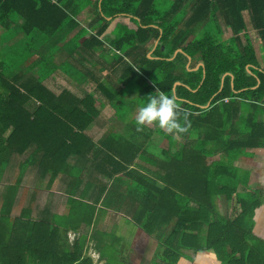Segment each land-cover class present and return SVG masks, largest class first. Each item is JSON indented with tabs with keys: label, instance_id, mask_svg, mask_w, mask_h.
I'll list each match as a JSON object with an SVG mask.
<instances>
[{
	"label": "trees",
	"instance_id": "16d2710c",
	"mask_svg": "<svg viewBox=\"0 0 264 264\" xmlns=\"http://www.w3.org/2000/svg\"><path fill=\"white\" fill-rule=\"evenodd\" d=\"M86 1L92 4L93 12L89 14L97 17L89 30L81 25L83 17H78L77 8L82 0H0V29L17 37L26 36L23 41L18 38L13 49L0 51L3 55L0 60V158L10 151L28 154L21 163V174L32 166L38 170L39 177H49V182H53L69 170L70 159H86L96 148L85 135L87 127L99 116L96 104L104 100L105 106L111 105L117 117L135 125L134 99L139 102L156 91L175 95L180 122L187 128L186 132L169 133L154 124L144 125L143 135L136 129L125 140V136L112 130L108 143L105 137L101 142L104 149L108 145L109 149L102 152L105 158L95 165V170L109 178L122 172H126V178H134L136 174L128 170L129 162L136 160L139 147L149 142L154 132L159 133L169 147H178L175 153L162 151L164 187L154 188L158 195L151 192L153 187L143 188V181L140 187H135L146 193L144 209L135 222L149 228L174 225L169 241L164 244L169 253H165L168 257L164 258L165 264L177 263L182 249L191 252L190 259L198 252L213 251L221 264H264V238L254 232L255 210L262 204L264 190L258 189L254 179H249L248 171L234 165L242 155H252L257 148H264V122L241 118L244 105H253L257 111L264 109V74L246 67L255 62L253 47L249 44L240 50L236 38L240 30H247L245 12L261 27L264 0ZM217 14L232 32L229 45L221 37L220 26L212 20ZM117 17H129L134 27L116 24L114 39H109L106 50L104 40L99 37ZM75 28L79 30L72 41L82 53L89 55L90 52V57L96 49L106 50L116 60L113 66H124L118 87L101 83L97 85L99 95L85 93L80 99L68 90L56 94L44 85L58 71L79 85L89 79L78 66L56 62L61 39ZM46 36L56 38L48 51L44 47L47 42L37 44L39 38ZM156 40L159 44L149 58L148 47ZM1 46L5 47V43L0 40ZM39 47H43L44 56L37 51ZM178 49L183 53L171 59ZM187 56L192 58L189 69L185 64ZM45 61L51 62V66L39 69L46 67ZM198 63L204 67L192 70ZM101 72L107 70L102 68ZM225 74L228 75L221 86ZM229 74L234 76L233 88ZM177 82L181 85L174 87ZM138 84L141 88L134 89ZM225 99L230 100L225 102ZM185 113L187 121L183 119ZM241 125L246 129L240 130ZM222 152L223 159L219 157ZM128 153L131 159L123 165L117 155L126 157ZM149 155L153 154L149 151ZM7 163L1 161V167ZM112 164L117 169L110 172ZM21 174L14 184L7 186L1 201L0 264H94L99 257L92 260L86 255L87 236L77 238L75 232V239L70 243L72 235L68 238L67 230L47 220L31 218L33 197L24 207L26 194H22L18 200L20 209L16 211ZM104 191L106 187L97 201ZM217 197L224 198L228 204L222 213L215 205ZM232 200L237 207L230 212ZM72 202L71 207L76 200ZM78 202L80 207L90 206ZM190 202L197 207H189ZM16 212L19 216L13 217ZM81 222L90 224L84 218L74 228ZM89 231L87 225L86 234ZM104 264H117L116 258L107 256Z\"/></svg>",
	"mask_w": 264,
	"mask_h": 264
},
{
	"label": "crops",
	"instance_id": "0c3cea01",
	"mask_svg": "<svg viewBox=\"0 0 264 264\" xmlns=\"http://www.w3.org/2000/svg\"><path fill=\"white\" fill-rule=\"evenodd\" d=\"M243 15L247 30H240L237 33L236 38L238 40V48L242 50L244 47L250 44L253 47L255 62L248 63L246 67L260 71L264 74V13L262 15V25L260 28L255 25V22H253L251 19L250 13L245 12ZM78 17H83V20L81 21L82 26L83 22L95 19V17L90 14L86 16L82 13H80ZM124 19H126L127 22L123 24L129 26V29L134 27L132 26L129 17ZM212 20L216 23V25L220 26L222 34L221 37L223 41H225L226 45H229L231 38L233 37L231 30L225 26V22L218 14L215 15ZM116 24H111L108 32L106 31L101 37H99L100 40H104L106 50L109 39H114V30ZM252 25L254 27H252ZM78 30L79 29L75 28V30L71 32L66 38H64L63 41L61 39L62 42L60 41V47L57 50L59 53V59L56 60L57 63H77L78 61L75 58L78 54L77 52L81 53L84 57L82 62H86L90 59L93 60V58H95V56H90L91 58L89 57V55L92 54L90 52L89 55L82 53V50L78 48L79 46L76 47V44L73 43L72 40H74L73 38H76L75 36L77 35ZM86 39L89 40L88 37ZM55 41L56 39H54V42ZM158 44L159 40H156L151 46L148 47L149 58L152 57ZM66 50L70 53V55L67 54ZM106 50L97 51L96 49L94 51L95 53H99L101 51L103 53L105 52L111 57L110 52ZM179 53H183V51L178 49L175 51V54L171 59H175ZM61 56L65 57V59L62 60ZM197 58L198 57H196V59ZM186 59L187 63L185 64L189 69L192 64V58L187 56ZM112 60L113 63H115L116 60L114 57ZM198 60L200 59L198 58ZM203 67V63H198L192 70L198 71V69ZM58 72H55L50 78L44 81V85L54 92L56 90L54 83L57 81L56 76ZM249 73H251V71H249ZM227 75L228 74H225L222 77L221 86L224 85V79ZM229 75L231 76V84L233 88L234 76L232 74ZM177 83L179 84L174 85V87L181 85L180 82ZM259 85L260 80L257 82V86ZM55 93L59 94L57 92ZM106 107L109 108V114L104 116L106 119L101 121L100 117L98 116L96 120H94L86 129V134L91 139L92 137L89 134L95 133L94 130H98L93 125L97 127L101 126L102 129H105L104 132L100 134L101 137L99 140L94 143L96 145L94 151L89 156H87L86 159H70V161L67 162L69 169L66 172L67 174H62L58 176L53 182H51L55 187L52 190H49L47 187L46 181L48 179L45 178L48 177L41 178L39 177V174L36 176L32 175V178L35 177V187H33L34 190L31 192L29 185L20 184L18 188L16 204L18 205L20 196L22 194H26V200L23 206L26 207L30 199L33 197V199H35L31 208L33 210L36 207V196L39 194L41 197L42 194L44 200L43 204L41 203L42 201L38 202L40 204L38 219L47 220L50 223H53L54 226L67 230L68 238L69 234L74 235L75 232L78 233L77 238L79 235L87 236L86 248L90 253H94L97 257H99L98 260L100 264L107 262V256L115 257L117 264H165L164 258H168L165 257V253H168V250L164 244L169 241L167 239L170 237L171 229L174 227V225H154V227L150 228L147 225H138L135 222V219L144 209L142 207L146 199V193L137 191L135 187H140L141 181H143L145 183L143 188L153 187L151 192L154 195H158L157 192L154 191V188L162 189L164 187L161 177H163L165 171L161 169L160 164L164 160L162 151L170 150L172 153H175L178 146L174 145L169 147V143L162 136H160L159 133L154 132L151 139L148 140L149 142L144 143L142 147H139L138 150L140 153H138V156L134 162H132V160L130 161L131 153H128L126 157L117 155L122 159V162L124 163H122L123 165L126 164V160L130 161L128 170H132L133 174H136L134 178H126V172L115 174V176L112 178L100 174L95 170V165L100 162L101 159L105 158L102 152L108 150L109 145L108 149H104L102 146H100L99 141L101 140L100 142H103L102 140L105 137L104 140L108 143V137L112 134V130H115L116 133L124 136L125 133L121 131V129H123L124 125L126 124L122 119L116 116L111 105H106ZM241 118H255L258 122L263 123L264 109H258L257 111L256 108H253V105H244V111ZM128 122L129 121H127V123ZM241 129L246 128L241 125L240 130ZM137 133L143 135L142 130ZM149 151L151 154H153L152 156L149 155ZM116 159L118 158L116 157ZM24 161L25 159L23 162ZM234 165L238 168H241L242 171H248L249 179H254V182L258 184V189L261 188L264 190V148H257L252 155H242L235 161ZM30 167L33 169L32 166ZM110 167V172L117 169V165L115 164H112ZM157 169L162 170L164 173L162 172L161 174ZM27 171L28 170H24L23 174H21V167L18 169V176L21 174V183H25L27 179L31 178ZM37 172L38 170L36 169V173ZM135 182L136 185H133ZM90 183L91 186L89 188ZM105 187L106 191H104L102 198L97 201L101 194V190ZM27 198H29L28 201ZM73 200H76V202L73 204V207H71ZM78 201H82L90 206L80 207V203ZM25 204L27 205L25 206ZM188 206L191 208L197 207L193 202H190ZM78 207L80 208L77 209ZM233 207L235 206L233 205ZM92 212L94 213L90 219ZM84 213H86V216H84ZM84 218L86 221L90 220V224H87V222H81L78 228H74V225H76L79 220ZM87 225H89L90 231L86 234ZM260 225H264V202L257 211L254 226V232L256 230L257 232L255 233L264 238V232L259 233ZM205 226L203 229L204 236L206 234ZM146 228H148V231ZM151 229H153V231H150ZM69 242L71 243V239ZM181 252L182 255L179 256V260L174 264H221L213 251L198 252L194 259L189 258V256L192 255L189 250L182 249L180 250V253Z\"/></svg>",
	"mask_w": 264,
	"mask_h": 264
},
{
	"label": "rangeland",
	"instance_id": "374dc122",
	"mask_svg": "<svg viewBox=\"0 0 264 264\" xmlns=\"http://www.w3.org/2000/svg\"><path fill=\"white\" fill-rule=\"evenodd\" d=\"M77 9H78V11H80V13H82V14L87 16L90 13L91 9H92V4L87 2L86 0H82L81 4L79 5V8H77ZM92 12L93 11H91V13ZM71 15L73 16V13H71ZM92 16H94V15H92ZM96 19H97V17H95L94 20L92 19L90 21L87 20V21L83 22V26L87 27L86 29L93 27L95 25V23H96ZM125 22H127L126 19L121 18V17H117L116 19H114L112 21L111 24L114 25L116 23H125ZM111 24H110V26H111ZM252 27H254V26L252 25ZM107 32H108V29H107ZM0 33H3V36L0 38V40L4 41V43H5V47L1 46L0 47V51L5 50V52H6V49H8V51L13 49L15 41L18 38L20 39V41H23V40L26 39V36L23 35V34H20L17 37L15 35V33L11 32L9 34H6L5 31H3L2 29H0ZM40 36H42V35H40ZM54 39H56V38H54ZM54 39H51L50 37H47V36H46V38L45 37L42 38V39L39 38L37 44L44 43V41H45V43L47 42L46 45L44 44V47H45L46 51H48L49 47L54 46L53 45ZM20 46H22V44L17 46V47H20ZM37 51L42 53V56L45 55V53H44L45 51H44L43 47L37 48ZM66 52L68 53L67 50H66ZM101 52L94 53L93 56H95V58H93V60L92 59L87 60L86 62H82V59L84 57L82 56L81 53L77 52L78 54H77V56L75 58L77 59L78 62L77 63H73V64L77 65L84 73L89 75V79H87L84 83H82V85H79L76 82V80L72 79L71 77H69L67 75L62 74L61 72H58L57 76H56L57 77L56 80L59 82V84H58L57 81L54 83L55 86H56L55 92L60 93L63 89H65V90H68L71 93H73L78 98L82 99L84 97L85 93H88L90 95L91 94L99 95V89L97 88L98 84H101V83L105 84V85L109 84L110 86L114 85L115 88L118 87L119 86L118 83L120 82L119 74H120L121 69L123 70L124 66L123 65L113 66V64H112L113 63V60H112L113 56H112L111 52H110V55H111L112 58L109 55H107L105 52L104 53L103 52L101 53ZM141 52H142V50H141ZM33 54H32V56L34 58ZM2 56L3 55H1V53H0V60H1ZM39 56H41V55H39ZM61 59L63 60V59H65V57L61 56ZM52 61L55 62L54 59H52ZM8 63H11V62H8ZM45 63H47V64H45ZM50 64H51V62L45 61V62H43V65H45L46 67H38V68L39 69L40 68H49L51 66ZM102 68L107 70V72L106 73L101 72ZM20 70H24V68H22ZM9 72L10 71H8V73ZM139 88H141L140 84L134 86V89H136V90L139 89ZM125 90H127V88H125ZM133 101H134V103L132 104L131 101L129 100L130 104H132V106H133V111L136 114L137 110H138V102L135 99ZM105 103L106 102L104 100H102V103H98V104L95 105V108L99 111V117H100L101 121L105 120L106 118L104 116H107L109 114V108H107L105 106ZM110 113H111V111H110ZM93 126L96 129H98V130H94L95 133H92V134H89V132H88V134L92 137V140L95 143V142H97L99 140V138L101 137L100 134H102L105 129H102L101 126H98V127L95 126V125H93ZM121 131H123L125 133V135H124L125 138L124 139L128 140V138H130L129 136L136 132V126L133 125L131 122H128V123H126L124 125V128L121 129ZM85 134H86V131H85ZM176 138L180 139V137H176ZM100 141H99V144L101 146V142ZM216 152H217V150H216ZM223 155L224 154L222 152L219 157H221L223 159V157H224ZM27 156H28V154L20 155V154L14 153L12 151L8 152V154L6 156H4L3 158H2V155H1V158H0V206H1V203H2L1 202L2 201V197L4 195V192H5L6 188H7V186L15 183L16 179L19 177L18 176V169L20 168L21 163L23 162L24 159H26ZM1 161L8 162L7 165H5L4 168L1 167ZM32 168L33 169H31V167H29V168L26 169V170H28L27 172H28V174H30L31 178L27 179L25 181V183H23V182L21 183L22 185H24V184L25 185L26 184L29 185V189H30L31 192H32V190H34L33 187H35V185H34L35 184V177L32 178V175L36 176L37 174H39L38 172L36 173V169L34 167H32ZM157 170H159L160 173L162 174V172H163L162 170H160V169H157ZM65 174H67V173H65ZM45 179H48L46 181V183H47V187H48L49 190H52L53 188H55L54 185L51 182H49V177L45 178ZM36 197H37L36 198L37 199L36 200V207L31 212V218L33 220L37 219L38 216H39L38 215V211H39L40 204L38 202L42 201L41 203L43 204V200H44L42 194H41V197H40L39 194ZM223 199L222 198H218V197L215 199V205H216V207H218L219 211H221V212H224L226 210V208L228 207V204H226ZM28 200H29V198H27V201ZM262 200L264 202L263 198L261 199V202H262ZM26 205L27 204H25V206ZM233 205L237 207V205L235 203V200L229 201V208H230L229 210H230V212L232 211V209H234ZM15 208H16L17 211H19V209H20V207L18 209V205L17 204L15 205ZM259 208H257L255 210V214L256 215H257V211L259 210ZM234 212H235V210H234ZM12 216L13 217H18L19 216V212H16ZM259 230H260L259 233L264 232V225H260L259 226ZM255 232H257V231L255 230ZM86 255L88 257H91L92 260H93V258H96V255L94 253H90L87 250V248H86ZM96 261H98V260H94V264H100V262L96 263ZM121 264H123V263H121Z\"/></svg>",
	"mask_w": 264,
	"mask_h": 264
},
{
	"label": "clouds",
	"instance_id": "9594fccd",
	"mask_svg": "<svg viewBox=\"0 0 264 264\" xmlns=\"http://www.w3.org/2000/svg\"><path fill=\"white\" fill-rule=\"evenodd\" d=\"M180 112L175 95L155 92L148 94L138 102V110L135 117L137 131L144 125H156L161 129H166L169 133H184L187 128L180 122ZM187 121V113L183 116Z\"/></svg>",
	"mask_w": 264,
	"mask_h": 264
},
{
	"label": "built area",
	"instance_id": "2783aa9c",
	"mask_svg": "<svg viewBox=\"0 0 264 264\" xmlns=\"http://www.w3.org/2000/svg\"><path fill=\"white\" fill-rule=\"evenodd\" d=\"M229 100L230 99H225L224 101L225 102H228ZM70 239H71V241H73L75 239V235L70 236ZM96 258H98V257L96 256Z\"/></svg>",
	"mask_w": 264,
	"mask_h": 264
},
{
	"label": "water",
	"instance_id": "95a60500",
	"mask_svg": "<svg viewBox=\"0 0 264 264\" xmlns=\"http://www.w3.org/2000/svg\"><path fill=\"white\" fill-rule=\"evenodd\" d=\"M177 84H179V83H176L175 85H177ZM176 87V86H175Z\"/></svg>",
	"mask_w": 264,
	"mask_h": 264
}]
</instances>
